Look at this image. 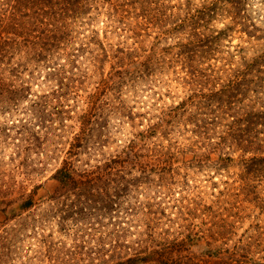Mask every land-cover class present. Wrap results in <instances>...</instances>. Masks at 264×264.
I'll return each instance as SVG.
<instances>
[{
	"label": "rangeland",
	"instance_id": "1",
	"mask_svg": "<svg viewBox=\"0 0 264 264\" xmlns=\"http://www.w3.org/2000/svg\"><path fill=\"white\" fill-rule=\"evenodd\" d=\"M192 3L199 5L201 0ZM244 3L238 20L230 16L236 11L226 5L225 12H218L209 24H201L208 28L204 30L201 26L200 29L214 37L211 56L204 60V66H212L217 78H221L220 70H229L240 61V46L250 47L244 31H264L263 0ZM176 5L175 0H152L143 7L144 12L142 5L133 14L124 11L118 26L111 27L106 17L99 16L89 29L76 27L74 38L78 43L74 42L73 48H79L80 41L87 46L85 51L75 54L76 68L69 64L75 57L69 52L56 56L51 64L35 63L29 67L17 55L2 60L0 85H14L20 94L16 97L0 91V264H60L65 258L72 262L78 259L73 254L74 237L59 233V220L53 218L54 214L47 216L56 208L50 197L58 185L50 177L68 155L63 150L49 153L48 144L41 145V141L35 140L36 136H45V127L62 126L59 121L44 122V117L48 119L56 112L50 107L43 120L39 119V104L55 89L56 103L59 95L66 97L65 107L61 109L70 111V119L65 122L72 127L69 135L80 131L79 116L87 112L88 116L96 114L95 126L91 128L95 150H80L78 158L82 164H94L95 160L117 155L131 141H135L144 156L167 160L168 165H162L166 166L164 171L156 169L149 177L134 171L124 179L111 178L114 183L110 184L109 191L114 195L116 212L106 215L102 220L104 228H98L99 235L108 239L100 254L104 260L113 253L112 240L107 236L109 229H116L111 223H137L140 221L137 209L153 198L152 210L159 213L160 227L169 230L166 239L175 242L173 251L183 255L193 251L198 255L205 250L200 255L203 264H264V167L259 171L250 169L249 163L242 161L251 158L250 153L245 157L237 153L233 161L217 164L218 154L201 151L204 163L193 160L194 126L182 110H171L188 94L181 65L172 61L178 53L176 43L183 41L184 36L191 38L193 33L188 27L187 34L184 30H172L175 22L184 19V13L174 8ZM84 16L86 20L91 19L90 15ZM244 17L249 22H243ZM124 21L128 23L126 27H123ZM128 25H131L129 29L134 28V34L128 31ZM162 27L165 28L161 31L170 29L171 33L159 39L158 31ZM97 40L102 41L104 50L95 43ZM124 47H139L127 64L140 54L145 60L151 56L150 68L139 71L138 67L123 64L119 51ZM13 63L25 68L20 77L7 71ZM53 68L60 72L58 79L66 77L65 86L69 84L72 88L63 86L61 90L56 77L48 75ZM219 84L220 81H213L210 87ZM259 130L263 138L264 126ZM138 182H142L141 186H137ZM128 183L133 186L126 197L121 189ZM29 197L36 204L24 210L22 203ZM188 235L194 240L200 239L198 244L190 247ZM211 236L214 237L212 246H207L205 241L209 242ZM90 239L91 236L84 238L88 243L83 255L89 262L82 264H91L98 256L89 253L93 245ZM207 249L215 250L214 256H207Z\"/></svg>",
	"mask_w": 264,
	"mask_h": 264
},
{
	"label": "trees",
	"instance_id": "2",
	"mask_svg": "<svg viewBox=\"0 0 264 264\" xmlns=\"http://www.w3.org/2000/svg\"><path fill=\"white\" fill-rule=\"evenodd\" d=\"M175 1L177 5L174 8L178 12L184 13V19L175 22L172 30L176 32L184 30V33L187 34L188 27L193 33L191 38L187 39L184 36L183 41L176 43L178 53L172 61L181 65L184 72L182 78L187 85L188 94L181 103L171 110H182L187 115V120L194 126L192 133L195 141L191 144L192 152H194L193 160L204 163V154H218L217 164H223L233 161V155L237 153H241V157L250 153L252 157L242 158V161L245 164L249 163L250 169L259 171L264 167V137L260 136L262 132L259 130L264 126V31L256 29L255 25H252L256 29L255 31H244L249 38L246 43L250 44V47L240 46V61L229 70H220L222 79L217 78L212 66L208 65L209 68L204 66V60L211 56L212 49L210 47L214 37L206 34L200 27L202 26L206 30L208 28L206 25L214 15L227 10L226 5L236 11L230 16L237 19L246 0H201L199 5L192 3L193 0ZM151 2L152 0H0V64L2 60L13 55L23 57L25 63L28 64L25 65L26 67L35 63L51 64L56 56L69 52L71 57L75 56L74 59L71 58L69 64L76 68L78 66L75 54L85 51L84 49L87 47L86 43L80 41L79 48H73V43L77 42L74 38L76 27L89 29L93 26L92 22L95 18L99 16L106 17L107 24H111V27L118 26L122 23L124 16L120 15L124 11L133 14L136 12L137 6L142 5L141 8L144 12L143 7ZM161 4L163 3L161 2ZM160 6L165 7L164 5ZM133 9L134 11H132ZM91 11L95 12L93 16ZM86 14L90 15L91 19L88 18L90 22L88 19H84ZM244 18H242L243 22H249L247 17ZM125 21L123 27L128 24ZM202 23L206 25H201ZM129 28L131 25H128V31L134 34V28ZM164 28L162 27L158 31L159 39L171 33L170 29L161 31ZM119 29L121 28L117 30ZM117 30L113 32H118ZM124 31L126 32V30ZM93 32L92 30L91 33ZM251 39L254 40L252 45ZM97 41L95 43L104 50L102 41ZM138 48L124 47L120 49L122 63L138 67L139 71L141 68H150L151 56L146 57L147 60H145L140 54L135 55L132 62L127 64L133 57V53L139 51ZM105 56H108L106 50ZM23 69L25 71L24 67L19 68L17 63H13L7 71L20 77ZM50 72L52 73L48 75L55 76V80L61 88L65 86L66 77L58 79L59 70L53 68ZM216 79L220 81L219 86L210 87V83L217 81ZM68 85L65 87L72 88L71 85ZM13 87L14 85L9 84L0 85V91L18 97L19 90H14ZM23 90L28 92L25 88ZM56 93L55 89L52 94L44 96L43 102L39 104L41 108L38 109L39 119H41L40 121L44 119L45 123L59 121L62 126L58 128L45 127V136L43 138L36 136L35 140L41 141V145L48 144L49 153L63 150L68 155L62 160L60 166L55 168L50 177L58 185L50 197L56 208L52 213L48 212L47 216L51 217L50 214H54L53 218L59 220V233H69V236L74 237L76 243L73 254L74 258L78 259L72 262L65 258V260H60V264L89 262L83 257L87 248L85 244L88 243L86 240L84 241L86 236H91L90 241L93 244L89 248V253L98 255L91 260V264H203L200 255L205 250L201 251L202 253L198 252V255L193 254V251L183 255L172 250L175 242H169L166 239L169 230L164 231L160 227L159 213L152 210L153 198H149L148 202L137 209L140 218L137 223L126 222L121 225L111 223V226H115L116 229H109L107 236L112 240L113 253L107 255L105 260L102 255L100 256L108 244L106 243L108 239L99 235V229L102 230L105 226L102 220L106 215L116 212V201L114 195L109 191L110 184L114 183L111 178L121 177L124 179L134 171L149 177L156 169L164 171L166 166L162 165L165 163L168 165L167 160L158 159V157L153 159L151 155L144 156L136 148L135 141H131V145L125 147L117 155L103 160H95L94 164L89 162L82 164V160L78 158L80 150H95L96 145L92 140L94 130L91 128L95 126L93 119L96 114L88 116L87 112L79 116L80 131L73 136L69 135V130L72 127L65 122L70 119L68 118L70 111L61 109L65 107L63 99L66 97L64 94L59 95L60 99L56 103ZM49 107L56 112L51 113L52 117L47 119L44 117V113L48 112ZM60 148L62 149L60 150ZM167 152L171 157L170 152ZM141 183L138 182L137 186H141ZM131 185L133 186L128 183L121 189L122 193L125 192L126 197L130 193ZM35 204L34 198L29 197L22 203V208L29 210ZM163 214L165 215L164 212ZM96 225L98 226L95 227ZM188 236H190L188 237L190 247L200 241V239L194 240L191 235ZM208 239L210 241H205L206 245L212 246L211 240H214V237L211 236ZM45 240L46 242L43 241V243L45 242L46 247L48 246L50 249V243L47 242V239ZM201 243L204 244L202 241ZM207 250V256H214L215 250ZM87 257L89 256L87 255ZM220 262L223 263V260Z\"/></svg>",
	"mask_w": 264,
	"mask_h": 264
}]
</instances>
